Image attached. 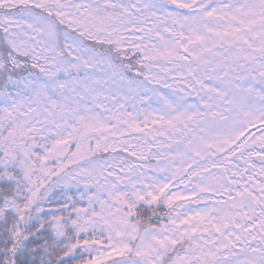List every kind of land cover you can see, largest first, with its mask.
I'll return each mask as SVG.
<instances>
[{"label": "snow or ice", "instance_id": "obj_1", "mask_svg": "<svg viewBox=\"0 0 264 264\" xmlns=\"http://www.w3.org/2000/svg\"><path fill=\"white\" fill-rule=\"evenodd\" d=\"M0 264H264V0H0Z\"/></svg>", "mask_w": 264, "mask_h": 264}, {"label": "rangeland", "instance_id": "obj_2", "mask_svg": "<svg viewBox=\"0 0 264 264\" xmlns=\"http://www.w3.org/2000/svg\"><path fill=\"white\" fill-rule=\"evenodd\" d=\"M253 131H256V129H253ZM257 135H259V132H258V134Z\"/></svg>", "mask_w": 264, "mask_h": 264}]
</instances>
